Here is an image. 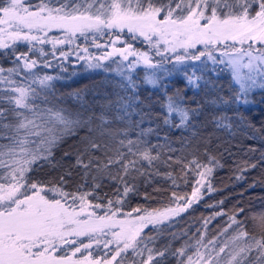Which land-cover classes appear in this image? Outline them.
Masks as SVG:
<instances>
[{"label":"snow or ice","instance_id":"6c2138e0","mask_svg":"<svg viewBox=\"0 0 264 264\" xmlns=\"http://www.w3.org/2000/svg\"><path fill=\"white\" fill-rule=\"evenodd\" d=\"M53 30L62 36L50 35ZM102 36L108 37L104 44ZM89 37L103 49L100 56L76 43ZM137 40L148 50L135 48ZM21 42L26 51L19 50ZM66 45L75 47H58ZM72 55L89 68L111 61L125 94L117 93L99 114L78 93L77 110L53 103L59 77L43 69L64 65L47 57L67 61ZM0 57L11 65L0 64V264H264V213L249 219L243 207L220 208L195 232L172 230L202 190L215 191L219 156L231 152L224 147L218 156L209 149L194 123L199 106H187L179 94L165 93L162 121L187 136L174 141L161 136L159 126L143 127L148 114L139 110L132 77L143 65L151 70L145 82L155 87L165 63L187 65V84L200 89L203 82L211 90L217 85L205 73L227 70L234 94L211 102L249 104L255 90H264V0H0ZM215 124L234 135L232 118L219 116ZM235 126L251 125L237 113ZM258 131L264 129L254 135ZM70 137L75 143L56 161L55 150ZM45 165L58 174L33 179ZM255 167L251 160L237 162L236 179ZM161 183L171 189L167 206L137 207L124 213H136L132 219H117L130 195L162 196ZM182 185L191 187L190 195ZM218 217L227 219L209 235Z\"/></svg>","mask_w":264,"mask_h":264},{"label":"trees","instance_id":"16d2710c","mask_svg":"<svg viewBox=\"0 0 264 264\" xmlns=\"http://www.w3.org/2000/svg\"><path fill=\"white\" fill-rule=\"evenodd\" d=\"M31 4H36L39 0H29ZM107 42L108 37L104 36ZM40 46V45H39ZM85 46L90 47L92 45ZM133 46L141 51H144V45H140L137 41H133ZM47 51L51 48L44 46ZM19 50L21 47H18ZM67 51L68 48L64 47ZM91 52L100 53L103 49H92ZM58 55V54H57ZM54 65L63 63V69L60 67H53L43 69L50 75L58 76L59 79L54 81V96L53 103H59L60 106L67 108L70 111L77 110L80 105L74 99V94H80L86 104L90 106L91 110L99 114L102 106L109 100L114 101L117 93L124 95V91L119 87L121 78L116 74L114 69L115 64H110L106 71L99 74H91L85 72L82 64H78L75 60L69 57L67 61L63 58H53L48 56ZM0 64L11 66L10 63L0 57ZM106 67V66H104ZM199 72V71H198ZM226 71L216 75L212 72L205 73L206 78L211 77L216 83L215 89H207L203 87L201 82L200 89H192L191 93L185 90L182 83H172L171 88H167L164 93H160V85L163 83L162 74L157 71L159 83L153 86L145 82L146 71L137 70L132 72L133 80L137 84L136 94L139 96L140 105L139 110L148 114L146 116L143 127H157L159 126V133L163 136L165 133L169 137L177 141L181 135L187 136L188 133L183 130L169 128L163 125L162 116L164 114L163 105L166 103L167 96H175L179 94L185 104L189 107L199 106L200 112L196 116L194 123L199 130L201 137L209 138V149L219 156L223 152L224 147L230 149L231 155L223 152L219 156L222 167L216 168L212 176V185L215 191L209 193L203 191V196L198 203L193 205L187 213L177 218L179 223L176 224L173 231L181 229H191L195 232L197 228H201V219L212 215L214 211L223 208L226 212L231 213L236 207H243L245 209L244 216L249 219L253 216H258L264 213V162H260L261 153H264V131H258L254 135V129H264V90L257 89L249 97L250 103L247 105L236 103H212L211 101L218 97L229 99L235 91V86L232 84L230 78L225 74ZM240 113L243 115L248 125L245 127H236V115ZM226 115L232 118L234 127L232 133L223 129H217L215 120L217 117ZM134 119H139L135 116ZM175 122H179L178 118L174 117ZM254 126V127H253ZM83 133H81L82 135ZM254 137V138H253ZM75 137L66 138L55 150V160L60 161L63 153L69 150L70 146L75 143ZM155 140V137H152ZM217 145L221 147L217 150ZM204 145L201 144L203 150ZM249 148H255V152H248ZM243 160H251L257 163V167L251 168L243 173V179H236L240 173L237 171V162ZM65 164L67 160L63 161ZM58 174L57 169H53L47 165L36 169L31 173L33 179L48 180ZM163 188L167 191L162 196H157L156 199L145 201L142 196L130 195L127 203L121 210L119 216H124V213L131 212L132 209L148 208L149 210L155 208H163L168 205L167 196L170 193L168 184L161 183ZM144 189L141 188V191ZM151 191V189H148ZM181 191L190 195V186H181ZM104 192H110L109 188H105ZM224 203L217 208L208 207L209 205H216L219 201ZM102 214V213H101ZM227 217H218L209 225V235L215 233L216 229L223 224Z\"/></svg>","mask_w":264,"mask_h":264},{"label":"rangeland","instance_id":"374dc122","mask_svg":"<svg viewBox=\"0 0 264 264\" xmlns=\"http://www.w3.org/2000/svg\"><path fill=\"white\" fill-rule=\"evenodd\" d=\"M50 35H52V36H62V33L60 31H58V30H53L50 33ZM103 41H105L104 36L98 37V42L99 43H102ZM137 42L140 45L141 44L144 45V51L148 50V45L147 44L143 43L140 40H137ZM76 43L79 44L81 48L85 47V44H87V45L90 46V45H92L91 44V37H89V41H87V42L84 41L83 38H81ZM45 46H48V47L51 48V45H45ZM18 47H21L20 48V51H26L27 50V48H26V46L24 45L23 42H21L18 45ZM37 47H40V46L37 45ZM58 47H67L68 50H70L71 48H74L75 45H70V46L66 45V46H58ZM91 48L94 49V50L97 49L93 45L90 46V47H88L90 54H93V55H96V56H100L102 54V52L96 53V54L94 52H91L90 51ZM81 54H83V53H81ZM71 58L73 60H75L78 64H82V66L85 69V72L91 73V74H94V75L99 74V73H103L104 71H106L107 67L110 64H112L111 61H102V64L104 66H106V67L103 66L101 68H89V67H87V62L85 60H77V58H76L75 55H72ZM116 59H119V58L117 57ZM153 59H154V61H159L160 60V57L159 56H155L153 54ZM92 62L94 63L95 61H92ZM164 69H167L168 72H165ZM164 69L158 70L162 74V76H163V79H162L163 80V83L160 85V89H159L160 90V93H164L167 88H171L170 86L172 85V83H182L185 86V90L191 93L192 89H194V88H192L191 86H189L187 84V80H186V77H185V72H187L188 74H191L192 73V68L191 67H189L187 65H175L174 63H165L164 64ZM137 70L151 71V70H147L143 65L138 66L134 71H137ZM225 71H226L225 72L226 76L231 79L230 72L227 71V70H225ZM197 75H200V73L198 71H197ZM231 81H232V79H231ZM202 191H204V190H202ZM183 214H185V213H182L181 216ZM135 215H136V213H133L132 214V217L118 216L117 219H132L133 217H135Z\"/></svg>","mask_w":264,"mask_h":264}]
</instances>
